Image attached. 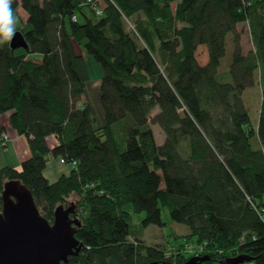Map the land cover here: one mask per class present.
Here are the masks:
<instances>
[{
    "label": "trees",
    "instance_id": "trees-1",
    "mask_svg": "<svg viewBox=\"0 0 264 264\" xmlns=\"http://www.w3.org/2000/svg\"><path fill=\"white\" fill-rule=\"evenodd\" d=\"M11 7L27 15L28 49L0 44V115L10 114L31 156L20 169L0 166V209L8 181L22 182L48 220L75 196L71 217L84 248L67 264L196 257L194 264H264V0H13ZM241 23L251 28L247 54ZM229 34L232 60L222 71ZM78 47L101 65L99 89ZM254 85L261 89L255 125L245 96ZM95 88L100 122L89 102ZM7 129L0 125L1 139ZM51 136L58 144L50 147ZM50 157L76 165L51 181ZM164 211L189 229L172 233L179 250L144 240L147 227L166 225Z\"/></svg>",
    "mask_w": 264,
    "mask_h": 264
},
{
    "label": "water",
    "instance_id": "water-1",
    "mask_svg": "<svg viewBox=\"0 0 264 264\" xmlns=\"http://www.w3.org/2000/svg\"><path fill=\"white\" fill-rule=\"evenodd\" d=\"M10 45L13 49H28L21 31L15 32ZM1 197L0 264H67L71 256L84 248L75 236L80 223L71 218L74 205L57 206L51 223L22 182H6ZM198 259L202 260L196 257L186 264H194ZM236 260L235 264L243 262L241 258Z\"/></svg>",
    "mask_w": 264,
    "mask_h": 264
},
{
    "label": "rangeland",
    "instance_id": "rangeland-1",
    "mask_svg": "<svg viewBox=\"0 0 264 264\" xmlns=\"http://www.w3.org/2000/svg\"><path fill=\"white\" fill-rule=\"evenodd\" d=\"M156 1L162 2L163 0H156ZM14 15L16 18L15 29L16 31H21V28L26 25L27 15L21 7H19L16 11H14ZM237 30L240 34V42L242 45L243 52L247 54L249 53L250 50L254 49L250 25L248 23H241L238 25ZM232 39H233L232 34H229L226 39V53H225V56L221 60V68H222L221 70L222 71L228 69L229 64L232 60V53H233ZM78 50H79V53L83 54L85 57V63H86V67L89 73L91 83L94 86H98V89H99V83L103 75V70H102L101 65L98 64L92 56H90L89 54H86L82 48L78 47ZM198 55L201 61L204 62L206 60L205 49H200L198 52ZM98 89L95 88L94 91L96 93L94 92L91 96L89 95L90 96L89 102L92 106V110L94 112L95 117L97 118L98 122H100V119L103 118V112H102V107L100 103ZM260 91L261 89L259 88V86L254 85L252 88H249L247 90V93L245 94L248 100V107L250 110V116H251V121L253 125L257 123L258 112L260 108ZM0 120L8 122V129L6 132L10 134L9 136L10 141L0 138V166L2 167V166L9 165V166H15L16 168L20 169L21 164H22L21 162L25 158L28 157L27 154L25 156H22L23 155L22 152L17 153L15 150V146H17L18 144H21L22 140L21 139L18 140L19 135L17 134L14 135V138L12 137V132H15V131H13V129L11 128L12 126L10 123L9 113H4L0 115ZM122 128L123 126H121L120 130H122ZM153 129L155 132V137H156L157 142L162 143L165 138L162 130L156 125L153 126ZM24 138L27 141V138L26 137ZM48 143L50 144L49 146L51 147L53 143H55V141H51L49 138ZM71 165L65 164L62 159H55L53 157H50V161H49L47 170L45 171V175L51 181H55L59 174L68 173L71 169ZM62 205H64L65 207L74 205L76 209L77 198L75 196H72L66 201V203ZM163 220L166 223L165 226L159 227L156 225H150L149 227L145 229V237H144L145 242L149 245H154V246H161V245L163 246V244H165L166 247L169 248L168 250L170 251L179 250V247H177V245L173 243L172 233H175V232L185 233V232H188L189 229L185 225L172 222L168 216L167 211L163 212ZM49 221L53 223L54 219L49 220ZM134 221L139 222V215H134Z\"/></svg>",
    "mask_w": 264,
    "mask_h": 264
},
{
    "label": "clouds",
    "instance_id": "clouds-1",
    "mask_svg": "<svg viewBox=\"0 0 264 264\" xmlns=\"http://www.w3.org/2000/svg\"><path fill=\"white\" fill-rule=\"evenodd\" d=\"M12 2L13 0H0V44L10 42L16 31Z\"/></svg>",
    "mask_w": 264,
    "mask_h": 264
},
{
    "label": "crops",
    "instance_id": "crops-1",
    "mask_svg": "<svg viewBox=\"0 0 264 264\" xmlns=\"http://www.w3.org/2000/svg\"><path fill=\"white\" fill-rule=\"evenodd\" d=\"M35 58H37V56ZM0 125H8V122L0 120ZM8 135L10 136L9 133H8ZM14 135H16V133L12 132V137L13 138H14ZM49 138H50L51 141H55V143H53V145L58 143V140H57V138L55 136H51ZM49 138H48V141H49ZM20 139L22 140V142H21V144H18L17 146H15V150H16L17 153L18 152H22V154H23L22 156H25L27 154V156H28L27 158H29L31 156V153H30V150H29L28 142L25 140V138L23 136H19L18 140H20ZM27 158H25L24 160H26Z\"/></svg>",
    "mask_w": 264,
    "mask_h": 264
},
{
    "label": "built area",
    "instance_id": "built-area-1",
    "mask_svg": "<svg viewBox=\"0 0 264 264\" xmlns=\"http://www.w3.org/2000/svg\"><path fill=\"white\" fill-rule=\"evenodd\" d=\"M2 139H4V140H10V137H9V135L8 134H3L2 135ZM63 162H64V160H63ZM75 165H76V163H73V166L75 167ZM188 250H189V252L190 251H193L194 253H196L191 247H189L188 246V248H187ZM200 250H201V248H200ZM200 250H199V252H200ZM202 252V251H201Z\"/></svg>",
    "mask_w": 264,
    "mask_h": 264
}]
</instances>
